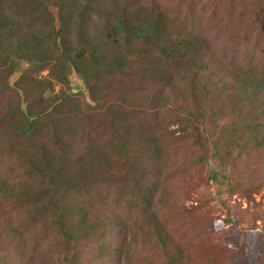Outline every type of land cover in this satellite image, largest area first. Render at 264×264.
Here are the masks:
<instances>
[{
	"label": "rangeland",
	"instance_id": "obj_1",
	"mask_svg": "<svg viewBox=\"0 0 264 264\" xmlns=\"http://www.w3.org/2000/svg\"><path fill=\"white\" fill-rule=\"evenodd\" d=\"M125 1L170 14L163 43L198 47L172 59L132 46L91 90L58 47L45 68L14 49L50 28L43 0H0V264H264V130L250 132L264 118L241 80L264 71V0Z\"/></svg>",
	"mask_w": 264,
	"mask_h": 264
},
{
	"label": "trees",
	"instance_id": "obj_2",
	"mask_svg": "<svg viewBox=\"0 0 264 264\" xmlns=\"http://www.w3.org/2000/svg\"><path fill=\"white\" fill-rule=\"evenodd\" d=\"M123 2L120 5L116 0H43L44 13L51 21L50 28L45 30L38 27L26 34L24 38L17 36L13 47L14 49L21 47L25 50H19L17 54H23L20 56H25L27 62L30 61L33 66L40 68H45L44 64L50 59L47 49L51 50L53 46L58 47L60 51L56 57V63L63 67V70H73L83 79L86 88L91 90L103 74L118 73L121 72L122 67L128 66L130 60L125 59V52L128 50L130 52L132 46L141 49L137 54L146 52L147 47L151 46L153 50L172 59L191 56V51H196L198 43L193 40L197 38L191 35H178L168 38L169 40L163 43V39L159 36L161 25L159 23L170 17L167 11L156 10L157 13H154L149 5L135 9L125 0ZM151 2L153 3V0ZM54 5L56 10L50 8ZM2 18L0 14V23ZM82 29H87V39L84 37L83 39L80 35ZM74 32L79 39L78 43H74L76 45L72 43ZM81 40L82 43L79 42ZM102 40L110 44L115 43V54L105 55L101 52L99 43ZM40 49L43 51L40 52ZM246 63L249 67H254L252 62ZM255 69L258 71L251 70L254 74H245L241 79L244 86L243 99L252 107L250 113L264 118V71ZM64 71L58 79L59 82L67 84L68 76ZM166 77L169 76L166 75ZM166 77L159 76L162 80ZM53 97L51 105L56 104L57 100H66L69 95L59 91ZM93 100L98 101L96 97H93ZM41 113L40 110L25 114L26 121L21 128L24 133L35 131V127L40 126L37 119ZM256 126L264 130V121L259 120L252 124L250 132L256 130ZM260 138L253 144L264 143V133ZM121 146H124V143ZM210 172L213 178L218 175L214 170ZM62 230L65 235L63 228Z\"/></svg>",
	"mask_w": 264,
	"mask_h": 264
}]
</instances>
